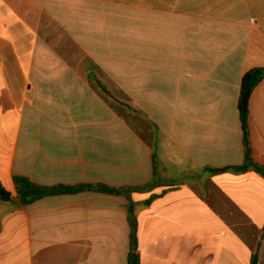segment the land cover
<instances>
[{
    "label": "crops",
    "instance_id": "0c3cea01",
    "mask_svg": "<svg viewBox=\"0 0 264 264\" xmlns=\"http://www.w3.org/2000/svg\"><path fill=\"white\" fill-rule=\"evenodd\" d=\"M257 68L264 0H0V131L15 123L0 184H152L131 194L140 264H264V174L213 171L245 166L238 103ZM248 133L264 168V80ZM128 205L2 204L0 264H129Z\"/></svg>",
    "mask_w": 264,
    "mask_h": 264
},
{
    "label": "trees",
    "instance_id": "16d2710c",
    "mask_svg": "<svg viewBox=\"0 0 264 264\" xmlns=\"http://www.w3.org/2000/svg\"><path fill=\"white\" fill-rule=\"evenodd\" d=\"M264 80V69L257 68L247 72L241 83V91L239 97V113L242 124V130L244 133V142L246 147L245 166L241 168H225L219 170H213L214 172H223L227 170L246 171L249 168H253L262 174H264V168L255 165L252 161L250 153V144L248 137V117H249V102L255 88ZM156 169V168H155ZM14 193L6 190V188L0 184V205L7 203H14L15 200L19 201L21 206H27L35 203L41 199L50 196H57L63 194H77L84 191H95L103 194L125 196L129 200L128 212L129 221L131 224V252L129 255V264H140V258L138 254V241H137V225L135 222V210L136 204L132 200L133 192H141L149 189L152 184L137 187H125V188H112L106 185H79L73 187L67 186H55L45 187L38 185L31 181L27 177L15 176L13 178ZM252 264H257L254 261Z\"/></svg>",
    "mask_w": 264,
    "mask_h": 264
},
{
    "label": "rangeland",
    "instance_id": "374dc122",
    "mask_svg": "<svg viewBox=\"0 0 264 264\" xmlns=\"http://www.w3.org/2000/svg\"><path fill=\"white\" fill-rule=\"evenodd\" d=\"M110 92H112V91H110ZM116 98L123 103L125 102L124 104L128 103V100L125 97L119 96ZM115 104H117V103H115ZM128 104H130V103H128ZM14 132H15V123L13 120L11 121V124L8 125V127L4 131H0V138H4L6 140V143L2 146L1 157H2V163L3 164H0L1 166L6 167V164L9 161V157L11 155V148H12L11 139L14 137ZM6 190H7V188H6Z\"/></svg>",
    "mask_w": 264,
    "mask_h": 264
}]
</instances>
